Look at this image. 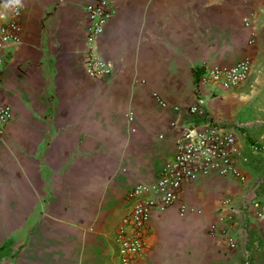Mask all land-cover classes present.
Instances as JSON below:
<instances>
[{
  "label": "crops",
  "instance_id": "1",
  "mask_svg": "<svg viewBox=\"0 0 264 264\" xmlns=\"http://www.w3.org/2000/svg\"><path fill=\"white\" fill-rule=\"evenodd\" d=\"M98 1L21 0L17 10L0 0L14 38L1 53L11 119L0 134V250L28 227L18 264H119L128 192L158 179L185 131L211 124L233 131L246 181L183 184L152 212L133 264H264V0H105L111 17L95 44L111 73L91 78L85 7ZM243 58L247 83L200 84L206 67ZM200 100L207 118L187 111Z\"/></svg>",
  "mask_w": 264,
  "mask_h": 264
},
{
  "label": "built area",
  "instance_id": "2",
  "mask_svg": "<svg viewBox=\"0 0 264 264\" xmlns=\"http://www.w3.org/2000/svg\"><path fill=\"white\" fill-rule=\"evenodd\" d=\"M85 11L89 22L84 58L85 72L91 78L106 77L110 75L111 69L95 42L104 32L111 17V9L107 1L100 0L86 6ZM12 27L13 25L0 26V90L3 71L1 53L5 44L14 40L8 33V29ZM251 74L252 62L249 58H243L234 65L206 67L201 75L200 84L231 90L247 83ZM159 104L172 112L180 110L178 106H170L160 101ZM187 111L200 118H207V110L201 100L187 108ZM10 119V107L0 104V134ZM238 155V147L231 129L208 124L202 132L185 131L177 141L174 154L162 166L158 179L151 183L137 184L127 194L132 204L122 217L115 235L119 264H133L141 256L145 246L144 233L152 212L165 211L174 204L183 184L210 174L244 183L246 176L235 165V158ZM185 209L182 207L181 214ZM263 214L264 204H261L257 216L262 217ZM211 231L216 232L214 226L211 227ZM227 244L230 249L237 246L232 237H227Z\"/></svg>",
  "mask_w": 264,
  "mask_h": 264
},
{
  "label": "rangeland",
  "instance_id": "3",
  "mask_svg": "<svg viewBox=\"0 0 264 264\" xmlns=\"http://www.w3.org/2000/svg\"><path fill=\"white\" fill-rule=\"evenodd\" d=\"M28 227L23 228L13 237L12 240L5 242V246L0 250V259L9 261L11 264H18L24 262L25 249L27 248L26 236ZM21 238L22 242L17 243ZM21 256V260L19 257ZM18 261V262H17Z\"/></svg>",
  "mask_w": 264,
  "mask_h": 264
},
{
  "label": "clouds",
  "instance_id": "4",
  "mask_svg": "<svg viewBox=\"0 0 264 264\" xmlns=\"http://www.w3.org/2000/svg\"><path fill=\"white\" fill-rule=\"evenodd\" d=\"M8 6L16 8L18 10V9L22 8L21 0H8ZM17 14H18V11H17ZM0 19H6L4 17V14L0 13Z\"/></svg>",
  "mask_w": 264,
  "mask_h": 264
}]
</instances>
